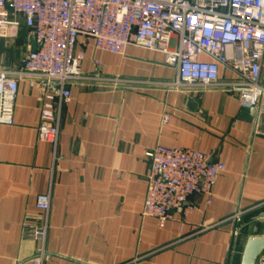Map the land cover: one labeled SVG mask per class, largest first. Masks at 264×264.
Returning a JSON list of instances; mask_svg holds the SVG:
<instances>
[{
  "label": "crops",
  "instance_id": "0c3cea01",
  "mask_svg": "<svg viewBox=\"0 0 264 264\" xmlns=\"http://www.w3.org/2000/svg\"><path fill=\"white\" fill-rule=\"evenodd\" d=\"M26 33L22 25L17 38H0L2 68L22 65L8 46ZM76 49L86 74L99 61L105 77L147 84L74 85L54 157L53 145L38 138L41 88L20 82L14 123H0V264H32L41 248L43 264H240L247 238L264 236V205L256 208L264 202V97L255 112L227 90H167L159 83L177 71L160 51L129 46L114 54L83 37ZM220 78L234 75L221 66ZM157 144L199 149L226 166L210 202L190 197L194 209H176L163 228L142 215L146 153ZM47 193L43 241L24 224L43 221L36 200ZM237 211L248 212L229 219Z\"/></svg>",
  "mask_w": 264,
  "mask_h": 264
},
{
  "label": "built area",
  "instance_id": "2783aa9c",
  "mask_svg": "<svg viewBox=\"0 0 264 264\" xmlns=\"http://www.w3.org/2000/svg\"><path fill=\"white\" fill-rule=\"evenodd\" d=\"M22 25L30 31L22 65L0 69V123H14L20 82L39 86L38 138L53 145L54 157L62 109L74 85L147 84L105 77L98 72L99 61H94L96 71L86 74L84 55L76 49L80 37L114 54L129 46L164 53L177 71L174 80L159 83L167 90L223 89L236 93L242 108H256L264 97V0H0V38H17ZM221 66L234 78L222 80ZM168 119L165 115L163 121ZM146 155L150 170L142 215L156 218L161 228L176 209H194L190 197L207 195L210 202L226 169L199 149L157 144ZM36 206L45 218L24 229L44 241L50 194L39 195ZM247 212L237 211L229 219L240 221ZM44 254L41 248L32 264H43ZM256 264H264V252Z\"/></svg>",
  "mask_w": 264,
  "mask_h": 264
},
{
  "label": "water",
  "instance_id": "95a60500",
  "mask_svg": "<svg viewBox=\"0 0 264 264\" xmlns=\"http://www.w3.org/2000/svg\"><path fill=\"white\" fill-rule=\"evenodd\" d=\"M256 112L255 108H251ZM264 217V214L261 215ZM264 252V236H249L245 242L240 264H256L257 258Z\"/></svg>",
  "mask_w": 264,
  "mask_h": 264
},
{
  "label": "rangeland",
  "instance_id": "374dc122",
  "mask_svg": "<svg viewBox=\"0 0 264 264\" xmlns=\"http://www.w3.org/2000/svg\"><path fill=\"white\" fill-rule=\"evenodd\" d=\"M27 37V38H26ZM30 41V31L29 33H26L25 35H21L18 40H15L13 45L8 46L10 51L8 53L9 59L13 60V63L16 61V59H22L24 54L26 53L27 45ZM0 69H5V67H1Z\"/></svg>",
  "mask_w": 264,
  "mask_h": 264
}]
</instances>
